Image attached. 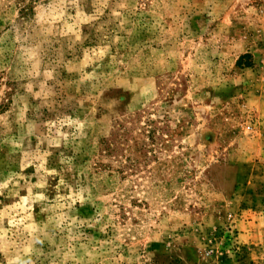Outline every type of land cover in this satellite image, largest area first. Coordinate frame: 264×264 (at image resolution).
I'll return each instance as SVG.
<instances>
[{"label":"rangeland","instance_id":"rangeland-1","mask_svg":"<svg viewBox=\"0 0 264 264\" xmlns=\"http://www.w3.org/2000/svg\"><path fill=\"white\" fill-rule=\"evenodd\" d=\"M0 264H264V0H0Z\"/></svg>","mask_w":264,"mask_h":264}]
</instances>
